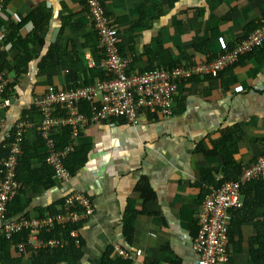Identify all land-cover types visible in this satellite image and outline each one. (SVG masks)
I'll list each match as a JSON object with an SVG mask.
<instances>
[{
    "label": "crops",
    "instance_id": "crops-1",
    "mask_svg": "<svg viewBox=\"0 0 264 264\" xmlns=\"http://www.w3.org/2000/svg\"><path fill=\"white\" fill-rule=\"evenodd\" d=\"M102 2L118 30L121 54L136 69L217 57L245 39L264 18V0ZM38 9L48 16L42 44L30 41L36 28L32 21L3 42L8 35L5 27L20 24ZM0 23V52L10 66L31 56L23 73L9 72L15 104L3 113L7 127L23 114L39 121L41 115L28 114L29 108L48 86L88 84L98 76L97 69L88 68L87 58H97L98 43L84 0H9ZM66 127L74 149L88 148L86 163L67 181L54 180L50 190L30 195L28 216H37L39 209L68 194L83 193L92 201L94 212L79 229L83 257L75 264H100L109 245L122 247L132 264H197L195 223L206 193L201 173L215 171L216 181L225 177L221 154H211L214 145L226 135L239 169L263 152L264 46L218 78L180 83L171 115L141 116L135 125L123 120L90 122L75 137ZM36 132L35 127L27 131L26 140L33 141ZM141 178H146L155 194L144 206L135 191ZM128 205L136 211L143 208L131 222V245L125 242L121 223ZM233 213L230 264H264V254L257 251L264 240V200L255 206L249 202ZM20 264H31L27 254Z\"/></svg>",
    "mask_w": 264,
    "mask_h": 264
},
{
    "label": "built area",
    "instance_id": "built-area-1",
    "mask_svg": "<svg viewBox=\"0 0 264 264\" xmlns=\"http://www.w3.org/2000/svg\"><path fill=\"white\" fill-rule=\"evenodd\" d=\"M4 2L0 0V10ZM84 5L98 43L97 58L89 55L88 68L97 69V77L91 78L88 84L48 86L43 94L32 100L41 119L34 122L29 116H20L11 127H7L3 113L15 104V96L9 90L13 82L9 72H0V145L11 153L8 158L0 159V237L11 241V249L18 254H25L28 248L35 250L57 246L59 242L56 240L44 244L40 240V232L50 230L54 224L81 223L94 212L87 195L73 193L66 197L64 204L58 206L57 213L53 215L7 216V204L22 187L15 180V167L27 131L33 127L39 131L49 148L46 162L52 168L54 180L65 182L71 175L63 161L73 153L74 148L69 143L56 150L51 138L54 131L69 126L71 136L75 137L80 127L90 122L123 120L135 125L141 116L171 115L180 83L193 78H218L242 57L264 46L263 18L245 39L217 57L180 63L170 68L136 69L132 60L120 52L118 30L107 15L102 0H84ZM83 107L87 110H82ZM262 151L255 162L241 169L237 180L219 186L204 185L206 193L197 214L199 230L193 242V249L198 255L197 264H230L233 211L243 206L242 187L251 181L264 180V145ZM23 232L26 233L25 239L14 241L13 238ZM114 251L117 256L128 258L122 247L116 245Z\"/></svg>",
    "mask_w": 264,
    "mask_h": 264
},
{
    "label": "trees",
    "instance_id": "trees-1",
    "mask_svg": "<svg viewBox=\"0 0 264 264\" xmlns=\"http://www.w3.org/2000/svg\"><path fill=\"white\" fill-rule=\"evenodd\" d=\"M27 21H32L36 27L33 34L30 36V41H38L39 44H42V39L47 30L48 16L45 15L43 10L41 9L32 12L27 18L20 21V24H12L10 27L11 31L8 33V35L5 36L3 42L8 40L10 41L12 39L11 35L14 36L21 25ZM5 58V53L0 52V72H10L13 70L17 75H20L24 72L25 66L27 65L29 60H31V56L27 55L26 58L23 57L22 59H18L16 60L15 65L10 66L9 62L6 61ZM173 66L171 65L166 67L170 68ZM42 68L43 67L40 65V69ZM82 110L86 111L87 109L83 107ZM29 111L30 112H28V114L30 115L32 113L37 114L35 113V108L33 106L32 109L29 108ZM23 116H25V114H23ZM51 138L55 142L54 148L56 150L62 149L70 142L69 128L63 127L57 131H54V134H52ZM227 140L228 137L224 135L223 141H221V143H216L214 145V149L211 151V154L213 155L221 154L225 165V177L222 180L216 181L214 177L215 171L213 172L210 170H206L201 173V185L206 183L216 184L217 186H219L225 182L238 179L242 168H237V164L233 159V154L227 146ZM87 150L88 148H75L73 153L69 154L63 161L64 167L67 169L71 176L78 169H80L84 165V163H86ZM197 150L200 151V146ZM10 155V151L2 148L0 145V159L8 158ZM48 155L49 148L39 131L36 132V137L33 141H28L26 140V136L24 137V142L21 145V151L16 157L17 165L15 167V180L20 183L22 187L19 188V191L14 199L7 204V216L9 218H13L14 216L19 215L28 217L26 208L29 206L32 199V196L30 195H36L38 193L48 191L55 186L52 168L46 162V158ZM36 162L41 164H39V166L37 167H34L33 164ZM135 191L139 193L143 206L148 201H152L155 199V194L149 186L146 178L140 179L139 183L135 187ZM241 193L243 198V206L241 209L236 211L243 210L244 206L249 204V202L251 206H255L260 201L264 200V180L251 181L245 184L241 189ZM70 195L71 194H68L67 196ZM67 196L61 198L57 202L52 203L45 208L39 209L37 216L43 217L46 214L53 215L57 213L58 206L64 204ZM236 211L234 212L236 213ZM141 213H143V208L141 211H136L131 209L129 205L123 212L121 221L122 230L125 242L128 245H131L134 233L131 222L137 214ZM233 215L235 214L233 213ZM86 220L87 219L83 220L81 223L69 222L64 223L63 225L54 224L50 230L41 231L39 237L44 244H47L49 240H56L59 242V244L55 247L44 246L43 248H38L35 250H31L30 248H28L25 254H18L16 251L11 250L10 248L12 242L4 240L2 237H0V264H20L21 258L26 254L29 256L31 264H75L83 257L84 242L81 239V235L79 234V229L82 227V224L85 223ZM196 224L197 222L195 223V226ZM232 224L230 227V232L232 231ZM198 230L199 227L197 226L196 235L198 234ZM71 233H74V235H71ZM25 237L26 233L23 232L15 236L13 239L14 241H19L21 239L24 240ZM262 241L263 242H261L260 240V242L258 243L260 248L257 251L261 253L260 255L264 254V240ZM10 251L16 253L18 255V258H13L10 254ZM114 252V246H107L101 256L100 264H132V260L129 258H122L119 256L113 258L112 255L114 254Z\"/></svg>",
    "mask_w": 264,
    "mask_h": 264
},
{
    "label": "rangeland",
    "instance_id": "rangeland-1",
    "mask_svg": "<svg viewBox=\"0 0 264 264\" xmlns=\"http://www.w3.org/2000/svg\"><path fill=\"white\" fill-rule=\"evenodd\" d=\"M9 0H5V2H4V4L2 5V8H1V10H0V13L3 11V7H4V5H5V3L6 2H8ZM13 23H11V25H12ZM11 25L10 26H8V27H5L4 29V31H5V34H8L10 31H11ZM15 25V24H14ZM1 29L2 28H0V38L3 36V33L1 32ZM3 30V29H2ZM1 43V42H0ZM1 46H3L2 44H0V48H1Z\"/></svg>",
    "mask_w": 264,
    "mask_h": 264
}]
</instances>
